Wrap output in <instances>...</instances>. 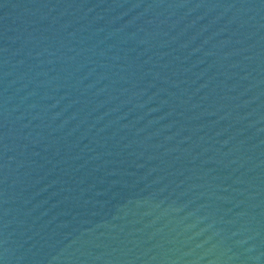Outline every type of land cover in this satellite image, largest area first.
<instances>
[{
    "label": "water",
    "instance_id": "obj_1",
    "mask_svg": "<svg viewBox=\"0 0 264 264\" xmlns=\"http://www.w3.org/2000/svg\"><path fill=\"white\" fill-rule=\"evenodd\" d=\"M0 264H264V0H0Z\"/></svg>",
    "mask_w": 264,
    "mask_h": 264
}]
</instances>
